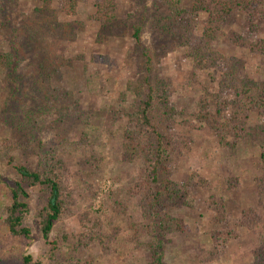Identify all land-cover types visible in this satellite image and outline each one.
<instances>
[{
    "label": "rangeland",
    "instance_id": "1",
    "mask_svg": "<svg viewBox=\"0 0 264 264\" xmlns=\"http://www.w3.org/2000/svg\"><path fill=\"white\" fill-rule=\"evenodd\" d=\"M76 1L67 15L61 0H0V53L12 55L8 66L0 63V264H22L25 254L41 264H146L157 238L165 264H264V108L257 112L250 98L222 82L226 75L251 79L259 84L257 90L264 85V54L235 42L242 36L259 45L264 17L234 8L225 15L222 32L201 41L206 17L192 10L193 0H182L186 13L169 22L163 19L169 14L166 0H116L117 19L111 25L91 18L98 0ZM134 24L141 27L140 47L154 57L152 80L169 83L173 111L160 124L167 141L161 182L172 181L179 194L163 214L181 219L184 231L160 230L135 196L145 163L138 155L128 160L125 153V132L133 126V87L144 76ZM185 29L207 55L206 69L191 67ZM213 72L214 81L208 82L206 75ZM216 95L225 108L221 138L192 116L200 97L208 96L213 111ZM237 108L242 124L233 128L228 119ZM72 141H80V148L67 153L70 167L78 166L77 158L95 141L101 147L103 177L92 208L119 189L115 202L124 216L107 250L97 242L75 248L80 230L75 214L57 220L48 240L43 239L38 213L47 194L39 186L27 188L23 223L29 238L10 237L3 223L9 188L17 179L14 167H41L46 149L66 151ZM109 210L110 205L103 214ZM225 229L235 234L223 254L207 260L210 232Z\"/></svg>",
    "mask_w": 264,
    "mask_h": 264
},
{
    "label": "trees",
    "instance_id": "2",
    "mask_svg": "<svg viewBox=\"0 0 264 264\" xmlns=\"http://www.w3.org/2000/svg\"><path fill=\"white\" fill-rule=\"evenodd\" d=\"M76 3V0H61L64 13L70 14L76 7ZM115 3L116 0H98L91 18L102 24H113L117 19ZM166 4L169 14L163 17L164 21L178 20L186 13L182 0H166ZM191 7L192 10L200 11L206 17L202 24L201 41L214 39L220 34L225 15L234 8L252 9L255 15L264 17V0H193ZM168 22L162 24L164 31H166ZM132 30V37L135 39L137 48L140 49L141 66L144 70L143 78L135 84V88L133 87L135 99L129 114L133 126L125 132V137H127L125 153L129 154L128 160L138 155L143 157L145 163L143 170L145 178L139 184L138 191H135V196L140 202L143 213L153 214L152 223L157 224L160 230L184 231L186 225L182 223L181 219L171 217L166 213L163 214L167 208V203L173 201V198L179 194V191L174 189L172 181L166 180V184L161 182V174L166 164V139L160 124L167 120V116H170L173 111L168 104L167 88L169 83L158 77V80L157 78L152 80L150 75L154 67V57L149 50L140 47L141 27L134 24ZM185 32L188 46L191 45V55L194 58L191 67L194 70L206 69L207 55L200 51L201 49L196 44V40H191L192 36L189 35V30L185 29ZM235 42L238 46L247 47L251 51L259 50L264 54V40H261L257 45L255 41L238 36ZM11 58V54L0 53L2 66H8L7 64L11 61ZM206 76L208 82H213L216 74L213 72ZM194 79L195 77L191 79L192 82ZM223 79V84L232 83L235 86L234 88L238 89L239 95H244L247 99L250 98L257 112L262 111L264 108V85L257 90L259 84L245 77H237L232 80L231 76L227 79L226 75H223ZM252 86L254 88L251 90ZM253 90L257 94H250ZM219 99L220 97L216 95V108L211 111L209 109L211 100L208 96L200 97L196 102L192 116L196 120L204 122L207 127L215 131L218 138H221L222 134L218 126L221 125L220 119L224 116L225 108ZM224 103L227 104L226 101ZM246 106L243 105L242 110H247L248 106ZM228 124L233 128H239L242 124L239 121L238 108L231 109ZM80 141L69 143L66 151H60L57 147L50 146L43 152L45 160L40 165L41 167L32 169L20 164L14 167L17 179L9 188L10 202L5 207L3 217V223L6 225L10 237L22 236L29 238L30 229L23 223V215L29 208L27 188L39 186L47 194L46 202L38 213L39 231L43 239L48 240V236L57 220L75 214L80 226L76 236L75 248L76 246L82 248L92 242H97L102 250L108 249V241L114 239L120 230L117 221L124 216V212L117 205L118 202H115L119 195V189L112 190L110 196L105 194L99 202V207L97 209L92 208L93 201L98 197L101 190V179L103 177L99 154H97V152H100L101 147L95 141L88 153L83 151L80 157L77 158L78 166L70 167L66 155L69 151H73V148L79 149ZM260 156L263 163L264 181V149L261 150ZM74 184H77L79 188L75 189ZM154 184L157 185V189H154ZM108 205H110V210L106 216L103 214L102 209ZM152 229L154 230V226ZM156 233L160 234L157 231ZM233 234H235L234 231L226 229L210 232L212 247L206 257L207 260L223 254L225 243ZM51 244L53 245L51 252H53L55 243L51 242ZM162 244L163 242L157 238L150 245V261L146 264H165L160 248ZM21 262L22 264H41L39 261L34 260L30 254L23 255Z\"/></svg>",
    "mask_w": 264,
    "mask_h": 264
}]
</instances>
